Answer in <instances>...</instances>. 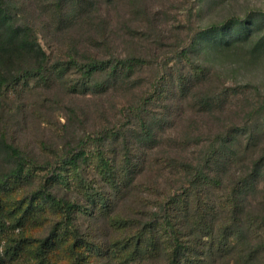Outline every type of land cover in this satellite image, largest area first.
<instances>
[{
  "label": "rangeland",
  "instance_id": "1",
  "mask_svg": "<svg viewBox=\"0 0 264 264\" xmlns=\"http://www.w3.org/2000/svg\"><path fill=\"white\" fill-rule=\"evenodd\" d=\"M63 6L57 0L11 4L47 59L39 69L42 59L33 53L2 54L0 71L8 80L0 87V174L14 164L8 144L44 161L85 140L89 159L70 181L53 186L79 204L83 264L165 261V232L150 220L168 196L187 201L179 202L178 213L190 226L192 235H184L192 241L191 258L236 264L250 240L232 247L231 210L222 197L246 170L249 153L236 146L239 158L231 163L228 151L217 156L210 172L219 183L202 181L196 165L218 147V133L242 140L245 124L258 134L255 148H264V0H68ZM127 58L131 65L122 62ZM98 60L106 66L87 75ZM99 151L114 166L106 176ZM197 202L203 204L195 209ZM241 203L242 224L264 229V178ZM12 206L1 202L0 264L64 262L70 240L64 226L45 261L35 240L47 237L58 218L48 213L19 221ZM200 207L208 211L206 228L188 217L196 212L202 224ZM223 244L228 249L220 251Z\"/></svg>",
  "mask_w": 264,
  "mask_h": 264
},
{
  "label": "trees",
  "instance_id": "2",
  "mask_svg": "<svg viewBox=\"0 0 264 264\" xmlns=\"http://www.w3.org/2000/svg\"><path fill=\"white\" fill-rule=\"evenodd\" d=\"M67 1L57 0L58 7L63 9V4H67ZM12 3L13 0H0V61L2 54L7 51L13 54L20 51L21 54L30 55V53H33L42 59L39 62V69H43L47 53L40 44H36L30 33L26 32V30L23 31L21 24L16 22L11 9ZM127 59H122V62L125 65H131L133 61L129 58ZM105 66L106 63L98 60L96 63L93 62L90 66L86 67L89 68L86 73L89 75L94 70ZM5 80H8L6 72L0 71V87L4 84ZM245 126L246 131L242 134V140L239 139L237 134L231 135V132L224 135H220L223 132L218 133V136L221 138L220 142H218L219 148L211 146V150L207 151L205 159L197 163L196 174L200 175L201 180L204 182L219 183V175L211 174L210 172V168H212L211 164L217 160V156L220 154L223 156L225 151H228L227 160L231 163L235 162L236 158H239L238 153L240 149L236 146H240L242 152L249 153L248 161L242 164L243 166L246 165V170L244 172L240 171L235 180L224 189L222 198L229 204V210H231V216H229V219H231L230 235L236 240V245L232 247L238 244L242 246L241 242L244 243V240L246 242H248V239L250 240L248 245L246 244L245 247L242 246L243 248H240L236 264H264V229L255 231L247 228L242 224L240 218L242 195L246 194L249 188L258 186L264 178V148H255L257 146L255 137L258 134H256V130L252 126H248L247 124ZM85 146V140H80L77 145L71 147L69 150L58 152L54 159L41 161L20 147L12 143L8 144L9 154L14 164L7 171L0 174V207L1 202L13 204L11 211L14 214L15 212L19 214V221L23 219L27 221L34 215L38 217L48 213L58 218L57 221L51 224L47 237L35 239L38 240L37 250L38 254L42 255L41 260L43 261L48 257L46 252L51 248L49 245L56 242L61 225L66 228L70 240L64 249L67 255L66 260L59 264H83L85 261L83 257L85 237L76 222L79 204L75 200L59 195L53 189V186L63 178L70 181V176L81 167L83 161L89 159ZM98 156V167L101 169V173L106 176L107 173L114 170V166L110 158L103 151H99ZM242 168L241 170H243ZM66 174L68 175L66 176ZM107 179L112 182L115 181L113 175L108 176ZM26 182H28L27 184L34 182L35 185L29 186ZM20 190L21 192H18ZM194 191L197 192L195 196L199 200L198 189L195 188ZM182 200L183 202H187L184 199ZM182 200L178 196L165 197L160 203L159 212H156V215L151 218V224H160L162 226L166 236H163L164 242L168 244L167 248L169 250L165 261L152 262L150 264H202L203 260H200L199 257L192 259L190 256L192 241L186 240L188 236L184 235L186 232L188 235H192L190 226L184 224L183 216L179 217L181 212L178 213L179 209H181L179 208V202ZM201 201L203 200L201 199ZM199 204L203 203L197 202L194 206L195 209ZM184 207L182 208L183 211L188 212V207ZM202 215L203 222L201 224L195 217L196 212L192 215L188 213V217L193 218L194 222L199 223L201 228H206L208 211L204 207L199 208V216ZM204 222L206 223L205 225H203ZM43 223V220H41L39 227H42ZM139 238L141 239V236ZM132 242L133 239L130 236L123 240V243L127 246L133 245ZM138 243L141 242L138 241ZM219 243H221V240ZM216 244H218L217 239L214 240L213 246ZM15 248L14 246L12 249ZM225 248L227 247H224L223 244L220 251H224Z\"/></svg>",
  "mask_w": 264,
  "mask_h": 264
}]
</instances>
